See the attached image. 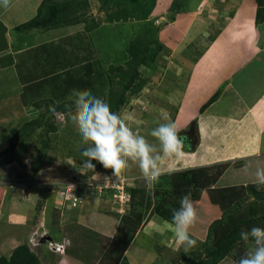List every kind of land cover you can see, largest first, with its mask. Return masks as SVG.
<instances>
[{
	"label": "rangeland",
	"instance_id": "obj_1",
	"mask_svg": "<svg viewBox=\"0 0 264 264\" xmlns=\"http://www.w3.org/2000/svg\"><path fill=\"white\" fill-rule=\"evenodd\" d=\"M171 1L154 0L146 19L133 17L116 21L109 20L107 15L117 7L130 12L132 8L127 0H119V4L114 0L107 6L102 0H87V7L80 11L82 16L72 24L79 23L73 28L78 27L77 33H81L90 45L91 53L85 52L84 56H88L87 60L94 62L104 76L100 98L106 103L109 88L116 85L117 79L109 70L110 66H125L130 57L127 47L141 32L145 31L149 39H157L151 62L139 67L144 84L136 92L128 90L125 102L114 113L136 134L144 136L157 153L160 152L159 143L150 133L161 123H174L182 130L181 135L189 137L190 147L179 157L161 154L163 175L154 194H149L133 162H129V167L119 175H114L111 169H105L97 161H93L95 172H87L81 166V151L87 145L82 143L75 125L67 119L66 112L57 111L55 116L50 112L45 122L28 127V133L24 131L25 135L17 138V149L9 155H0V256L8 257L16 245L24 242L43 264H185L187 258L182 255L185 251L178 247L175 235L165 233L156 221L164 217L157 213L162 200L170 198L169 207L175 208V205L179 206L180 197L189 191L198 213L197 222L189 230L197 240V246L190 251L203 252L201 244L206 239L209 224L225 212L229 216H252L253 220L242 224L241 230L264 227V196H261L264 186L257 190L255 183L256 171L264 169V153L243 156L237 152L239 157L217 161L227 158L226 154L218 155L223 151L219 149L221 141L211 139V134H203L198 109L193 106L190 109L192 99L195 101L199 97L188 89L189 65L217 34L213 28L220 24L219 20L212 18L213 28L211 26L201 42L198 16L188 14L197 10L202 0H184L179 11L170 18ZM229 1L210 0L215 2L214 5ZM32 5V2H26L22 13L28 12ZM3 6L1 0L0 7ZM140 8L141 5L139 11ZM174 19L175 23H171ZM190 28L194 31L189 38ZM60 30L64 29H57L47 43L71 49L73 44H69L68 35ZM79 53V57L83 56V52ZM7 83L13 84V80ZM220 90L219 87L212 94L218 96ZM10 92L8 90L4 97L12 96ZM21 101L13 107L0 108V121L3 120L0 141L7 135L4 146L12 142V135L27 119L36 118L45 109V106L40 107L32 115L20 105ZM10 102L7 99L6 105ZM51 121L56 129L45 135V124ZM224 126L217 131L223 139L227 135ZM257 137L252 135L249 142L254 143L252 139L257 140ZM206 140L208 144L204 143ZM229 140L234 147L238 143L239 146L246 145V140ZM43 141L48 142L44 150ZM247 148L245 151H249L250 147ZM8 156L12 158L5 159ZM115 177L124 179L127 194L122 204L116 203L111 191L99 194L93 190ZM127 187L140 193L131 196ZM70 196H75L74 201L68 199ZM236 202H239L238 207L234 208ZM152 217L154 221L150 220ZM134 221L136 225L130 226ZM230 226V223L221 224L217 230L224 231ZM48 237L53 242L65 241V252L60 254L48 249L47 242L37 245L39 239ZM251 247V241L238 238L215 264H238L239 258Z\"/></svg>",
	"mask_w": 264,
	"mask_h": 264
},
{
	"label": "crops",
	"instance_id": "obj_2",
	"mask_svg": "<svg viewBox=\"0 0 264 264\" xmlns=\"http://www.w3.org/2000/svg\"><path fill=\"white\" fill-rule=\"evenodd\" d=\"M28 1L33 5L28 12L22 13ZM42 1L9 0L7 6L0 7V108L13 107L22 100L20 105L26 107L30 114L37 113L38 109L34 105L37 99L32 100L33 93L26 89V96H21L29 82L34 80L35 75H39L38 70L33 68L38 61L32 54V48L47 44L59 28L64 29L65 32L60 31L68 37L79 31L78 27L73 28L79 23L72 22L43 29L18 30L17 26L37 15ZM213 3L202 0L198 9L188 14L198 16L196 20L200 24L201 42L209 34L212 18L217 17L220 23L215 28L212 26L217 34L209 41L207 39L205 49L189 65L188 89L199 97L195 101L192 99L190 109L192 110V106L198 109L203 134H211V139L221 141L220 148H217L223 151H219L218 155L226 154L227 158H218L217 161L233 159L238 156L237 152L243 153V156L264 153V15L260 21H256L255 0H230L228 3L219 2L215 5ZM175 20L171 23H175ZM193 31L190 28L189 38L193 36ZM88 39L90 40L89 33ZM11 79L13 84L7 83ZM219 87L221 90L216 99L200 110V105ZM8 90L12 96L4 97ZM7 99L11 102L6 105ZM41 105L39 101V108ZM2 122L3 120L0 121ZM222 126L227 133L224 139L217 134ZM252 135L258 136L257 140L252 139L254 143L249 142ZM6 136L0 141L1 148ZM229 139L246 140L244 144L250 147L249 151H245V148L248 149L246 145L239 146L240 143L234 147V144L228 143ZM204 143L208 144V141ZM152 218L150 220L154 221V217ZM156 222L164 232L174 235L175 229L171 220L161 217Z\"/></svg>",
	"mask_w": 264,
	"mask_h": 264
},
{
	"label": "trees",
	"instance_id": "obj_3",
	"mask_svg": "<svg viewBox=\"0 0 264 264\" xmlns=\"http://www.w3.org/2000/svg\"><path fill=\"white\" fill-rule=\"evenodd\" d=\"M114 0H102V4L107 6ZM184 0H172L169 9L172 11L170 18L179 11ZM119 4V0H115ZM132 8L130 12L122 10L117 7V10L107 15L109 20H126L128 18L137 17L138 19H146L147 15L153 8L154 0H148L144 3L142 0H127V3ZM106 3V4H105ZM256 3V21H260L264 15L263 0H255ZM87 0H43L38 8V13L35 17L21 23L17 26L19 30H27L32 28H46L50 26H58L69 22H74L80 19V11L87 7ZM140 11L138 8L140 7ZM81 33H76L69 36V44L71 42V49L52 44H41L32 48V54L37 57V65L33 68L38 70L39 75H35L32 82L24 88L21 96H26V89L30 90L32 100L37 99L35 106L39 108V101L45 106V109L35 118L26 120L12 135V142L2 148L0 155H9L12 150L17 149V138L25 135L26 129L30 126L40 125L45 122V118L50 114L49 105H55L58 112H66L65 105L71 101L70 94L74 89H90L94 95L101 97L102 89L105 85V79L101 70L87 60L88 56L84 53H91V48L86 40H83ZM157 43L155 37L147 38L145 31L138 34L132 39L127 47L130 57L127 59L125 66H110L109 70L115 73L117 77L114 82L116 85L111 86L108 92L107 103L111 106V110L116 111L124 102L125 94L128 90L136 92L144 84V80L140 77L139 67L141 65H148L156 51L154 44ZM83 52V56L79 57V52ZM41 61V62H40ZM95 71L94 74L92 72ZM36 93V94H34ZM35 95V97H34ZM217 96V93L211 94L206 101L200 105V110H203L212 100ZM37 97V98H36ZM39 100V101H38ZM46 119V121H48ZM44 134L54 131L56 126L54 121L47 122L44 127ZM28 133V132H27ZM26 133V134H27ZM47 141H43V150L47 145ZM11 156V155H10ZM6 157L10 159L12 157ZM13 160V159H12ZM35 169V163L32 164ZM172 176V175H170ZM169 176V177H170ZM251 191L254 190L249 187ZM131 192V196L140 193L139 190L127 187ZM141 195V194H140ZM264 196V193L261 194ZM143 197V196H142ZM165 199V198H164ZM171 199L166 198L162 200L158 207L157 213L166 220H171V207L169 202ZM238 203L234 204V208L238 207ZM178 204L175 205V208ZM167 209V212L164 211ZM231 210V209H230ZM127 221V217H125ZM253 220L252 216H229L228 213H223L217 219H214L208 227L206 239L202 242L201 247L203 252L197 250L188 251L182 255L187 258L185 264H215L222 259L227 251L232 247L234 242L240 238L239 233L241 225ZM230 223L231 226L224 231L217 230L221 224ZM127 224H130L127 223ZM136 222H132L130 226H135ZM134 228V227H133ZM122 230V228L120 229ZM0 264H43L38 256L33 252L26 243L16 245L10 255L0 256Z\"/></svg>",
	"mask_w": 264,
	"mask_h": 264
},
{
	"label": "clouds",
	"instance_id": "obj_4",
	"mask_svg": "<svg viewBox=\"0 0 264 264\" xmlns=\"http://www.w3.org/2000/svg\"><path fill=\"white\" fill-rule=\"evenodd\" d=\"M5 6L9 0H3ZM67 119L76 127L82 143L87 145L82 151V167L87 172H95L97 161L105 169H111L119 175L133 162L139 169L149 194H154L155 186L163 175L160 165L161 154L164 157H179L186 147H190L189 137L176 128L172 122L161 123L152 129L150 135L160 146V152L154 150L152 144L141 135L136 134L121 117L111 110V106L102 98L97 97L90 89H74L71 101L65 105ZM54 116L57 107L49 105L48 109ZM64 119V118H63ZM62 119V120H63ZM167 120L168 117L165 116ZM257 190L264 186V169L256 171ZM174 235L178 247L185 252L197 246V240L190 234V228L197 222L198 213L192 193L189 191L179 199V206L171 210ZM244 242H252V247L239 258L238 264H264V227L253 226L239 233ZM47 242L48 249L63 254L65 241L53 242L50 237L40 240L37 245ZM50 244V245H49ZM58 245V248H55Z\"/></svg>",
	"mask_w": 264,
	"mask_h": 264
},
{
	"label": "built area",
	"instance_id": "obj_5",
	"mask_svg": "<svg viewBox=\"0 0 264 264\" xmlns=\"http://www.w3.org/2000/svg\"><path fill=\"white\" fill-rule=\"evenodd\" d=\"M123 182H124V179L115 177V178H112V179H108L107 184L102 186V187H97V186L93 187V190L95 192H98L99 194H102L103 192L111 191L112 196H113L114 200L116 201V203L122 204L123 199L125 198L124 195L127 194L126 191H125L126 188L123 185ZM68 199H70V200L72 199L74 201L75 196L74 197L70 196V197H68ZM55 248H58V245ZM50 249H54V248L50 247Z\"/></svg>",
	"mask_w": 264,
	"mask_h": 264
}]
</instances>
